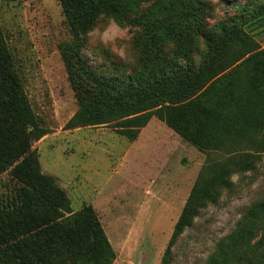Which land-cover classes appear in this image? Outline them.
<instances>
[{"label":"trees","instance_id":"trees-1","mask_svg":"<svg viewBox=\"0 0 264 264\" xmlns=\"http://www.w3.org/2000/svg\"><path fill=\"white\" fill-rule=\"evenodd\" d=\"M146 1L60 0L71 34L60 52L77 101L65 125L109 126L134 140L155 116L206 154L161 258L170 264L178 236L232 187V174L254 169L264 152V47L234 16L207 27L210 7L202 0H154L140 12ZM100 15L142 28L139 71L107 76L85 62L83 36ZM201 38L205 51L195 67ZM166 42L174 46L171 58L158 54ZM47 131L0 27V173L17 184L12 202L0 206V264H111L114 251L94 209L72 210L64 189L40 169L32 143ZM204 264H264V199L244 208Z\"/></svg>","mask_w":264,"mask_h":264},{"label":"rangeland","instance_id":"rangeland-1","mask_svg":"<svg viewBox=\"0 0 264 264\" xmlns=\"http://www.w3.org/2000/svg\"><path fill=\"white\" fill-rule=\"evenodd\" d=\"M153 1L142 3L139 11H147ZM202 1L210 7L207 27L234 16L245 32L264 44V0ZM244 8L248 11L242 12ZM0 27L30 105L48 130L32 143L41 171L64 189L72 210L83 205L94 209L114 251L111 264H161L206 154L155 116L134 140L104 125L66 127L77 101L60 52V45L71 37L60 0H0ZM141 30L100 15L83 36L85 62L101 75L122 77L139 71L144 52L135 38ZM173 50L166 42L158 54L171 58ZM204 51L201 38L191 56L195 67ZM230 179L232 187L203 207L178 236L170 264H204L244 208L264 199V152L254 169L236 172ZM16 185L8 171L0 173V206L12 202Z\"/></svg>","mask_w":264,"mask_h":264},{"label":"crops","instance_id":"crops-1","mask_svg":"<svg viewBox=\"0 0 264 264\" xmlns=\"http://www.w3.org/2000/svg\"><path fill=\"white\" fill-rule=\"evenodd\" d=\"M262 47H264V44L262 45Z\"/></svg>","mask_w":264,"mask_h":264}]
</instances>
